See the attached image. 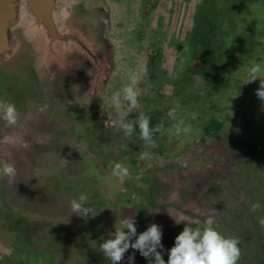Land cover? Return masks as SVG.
I'll return each mask as SVG.
<instances>
[{
    "label": "rangeland",
    "instance_id": "obj_1",
    "mask_svg": "<svg viewBox=\"0 0 264 264\" xmlns=\"http://www.w3.org/2000/svg\"><path fill=\"white\" fill-rule=\"evenodd\" d=\"M87 4L102 5L109 12L102 37L108 65L105 95L91 97L90 71L62 76L0 140V166L10 163L16 168L11 177L0 173V257L6 264L10 258L27 264L25 255L33 253H41L49 264H112L101 245L114 237L121 221L130 219L136 236L117 264H154V254L144 257L131 247L152 224L169 239L166 215L160 220V212L152 211L146 217L130 200L151 177L161 194L166 190L164 198L176 187L190 192L193 183L202 182L200 192L205 195L221 193L214 198L223 209L206 223L225 236L235 231L238 239L256 228L253 244L241 248L239 243L237 263L264 264V101L256 94L260 78L250 83L245 78L252 64L264 65V0H87ZM133 74L138 78L132 85L138 104L127 112L125 122H132L135 130L125 136L118 121L131 104L124 99L123 88L131 84ZM116 91L119 109L112 100ZM93 106L113 121H101ZM141 114L149 117L150 128H158L153 143L140 136ZM187 140L203 161L185 165L189 154L185 148L179 156L164 149L166 144L177 149ZM158 160V165L146 166ZM117 162L129 168L128 177L121 179L112 171ZM108 175L112 181H106ZM80 192L88 193L84 206H94L95 216L71 212L70 200ZM257 202L260 207L253 212ZM245 204L252 220L239 213ZM170 208L166 204L167 213ZM96 225L99 229L94 231ZM169 249L157 247L166 262Z\"/></svg>",
    "mask_w": 264,
    "mask_h": 264
},
{
    "label": "water",
    "instance_id": "obj_2",
    "mask_svg": "<svg viewBox=\"0 0 264 264\" xmlns=\"http://www.w3.org/2000/svg\"><path fill=\"white\" fill-rule=\"evenodd\" d=\"M108 17L107 9L87 0H0V101L23 114L56 79L79 69L92 72V95H105L102 37ZM93 108L101 121H113ZM12 128L0 120V140Z\"/></svg>",
    "mask_w": 264,
    "mask_h": 264
},
{
    "label": "clouds",
    "instance_id": "obj_3",
    "mask_svg": "<svg viewBox=\"0 0 264 264\" xmlns=\"http://www.w3.org/2000/svg\"><path fill=\"white\" fill-rule=\"evenodd\" d=\"M245 78L246 83L260 78V87L256 90V94L264 101V65L260 63L252 64L247 69ZM137 82L138 78L133 74L131 76V84L123 88V92L126 94L124 99L131 102L127 111L120 112L119 114L120 118L118 123L124 129L125 136H131L135 130L132 122H125V117L127 112L131 111L138 104V92L132 87ZM93 95L91 94V97ZM112 100L114 106L119 109L121 101L118 91L113 93ZM174 111V109L170 110L169 115H173ZM18 119L19 113L16 106L11 102L0 101V120L5 121L8 125H15ZM149 125V117L141 114L138 120L140 136L146 142L153 143L152 134L158 128H150ZM112 171L121 179L130 175L129 168L121 162L115 163ZM0 173L11 177L16 174V168L14 164L4 163L0 166ZM88 200V193L80 192L77 197H73L70 200L71 212L82 217H87L89 213L95 216L97 213L94 206H84V203ZM259 207V202L253 205L254 209ZM123 229H127L128 231H124ZM136 232L137 230L132 220H123L117 227L114 237L106 239L102 243L101 250L111 260L112 264H117V262L121 261L124 253L130 247L129 241L131 237L136 236ZM162 235L161 227L157 224H152L146 231L139 234L135 242L131 244V247L140 250V253L144 257H149L150 254H154V264H237L241 256L239 239L235 236H225L211 222H208L207 226L202 230L200 228L192 229L185 227L175 237L174 245L169 250L167 262L162 258L161 253L157 251L158 246L163 247Z\"/></svg>",
    "mask_w": 264,
    "mask_h": 264
},
{
    "label": "crops",
    "instance_id": "obj_4",
    "mask_svg": "<svg viewBox=\"0 0 264 264\" xmlns=\"http://www.w3.org/2000/svg\"><path fill=\"white\" fill-rule=\"evenodd\" d=\"M152 128H153V126H152ZM188 140L186 142H184V141L181 142L183 145H181L177 149L173 148L170 144H166L164 149H167L170 152L173 151V154H175V156H179L178 155L179 153H183L184 151H188L189 152L188 156L186 157V159H183L184 160L183 164H185V165L190 164L191 160L193 161L194 159H197L198 161H203L204 156L197 153V150L193 149L190 146L191 142H189ZM182 148H185V149H184V151L181 152ZM189 148H191V149H189ZM168 155H169V158H171V156H173L172 154H168ZM179 160H180V158L177 161H179ZM159 161L160 160L156 161V163L152 162V161H148L146 166L152 165V164L158 165ZM163 161L165 162V160H163ZM160 163L162 164V161ZM167 163H171V161L169 160V162H166L164 164H167ZM177 164H178V162H177ZM193 164H194V162H193ZM198 173L200 174V171H198ZM108 176L109 177H104V178H106V181H108V180L112 181L113 176H111V175H108ZM200 178L202 179L203 176ZM146 180L148 183L147 186L142 187L141 189L138 188V191H137L138 193L136 195L134 193L131 194L130 200H131L132 204L138 203V205L141 207L142 212L144 213L145 216L146 215L148 216V214L151 213L152 211H155L157 213L160 212L159 218L161 220V218H164V216L166 215L167 220L169 221V227H168L169 239L167 238V236H163L162 241L165 242V244H163L164 247L169 246L171 248L174 245L175 237L180 232H182L185 227H189L192 229L200 228L202 230L205 227V225L207 224L206 222L208 220V217L210 216V218H211V215H214L215 213H219V211L221 209H223V207L221 206L222 204L216 203L218 200H215V198H218L219 194H221V193H218V192L215 193V191H212L215 193V196H212L211 192L209 193V195H205V193H207L206 191L200 192L201 189L203 188L204 182H202L201 184L193 183L192 187H195V188L197 186L198 187L196 188V190H195V188H192V190L190 188L191 193L188 192L187 190H185L184 192L183 191L181 192L176 187L174 194H172L169 197L164 198V194H165L166 190H161V192L163 194L162 195L160 193V189H158L157 187L152 185L151 177H146ZM184 182H185V187H186L189 184V176H187V178ZM193 189H194V191H193ZM127 198L129 199V196H127ZM230 198H231V196L228 198V202H229ZM135 199H137L136 202H134ZM117 201L119 202L122 200L119 198ZM212 201H214V202H212ZM112 203H116V200H112ZM211 203H213V205H211ZM120 204H121V207L123 208L124 203L120 202ZM166 204L170 205V207H171L170 208L171 211H169V213H167V211L165 209ZM245 205H247V204H245ZM251 205H252V203H251ZM224 207H225V209H228L226 204H224ZM249 209H250V207L247 205L243 208V211L241 209H239V213H240V215H242L244 213L245 216L247 217V219L252 220V218H250L248 216V213L252 214V212L249 211ZM252 209H253V205H252ZM253 212H254V209H253ZM144 215H142V216H144ZM245 216H243V217L246 218ZM252 222H254V219ZM244 223L248 228L249 227L251 228V226H248L247 222H244ZM220 224H221V222H220ZM69 225H71V224H69ZM74 225H75V223H74ZM98 225H96L97 228H94V231L99 229ZM245 225H244V227H246ZM71 228L76 229L75 226L74 227L71 226ZM233 230H235V229H233ZM104 231L106 232L108 237H110V235L112 237V232L106 231V230H104ZM232 235L236 236L235 231L232 233ZM239 236H240V238H239L240 247L244 244H249V243L253 244L252 239H255L257 237L256 228H254V231H251V232H243ZM169 250H168V253H169ZM257 252H258V248L256 249V253ZM11 253H12V250L10 248L9 255H11ZM244 253L247 254V252H244ZM48 255H50V254H46L45 257ZM25 258H26L27 264H31V262L33 264H49V263H47V261H44V257L41 253L27 254V255H25ZM0 264H6L5 261L2 259V257H0ZM9 264H18V262L14 263V260L12 258H10ZM237 264H241V263H237ZM245 264H249L248 260H246Z\"/></svg>",
    "mask_w": 264,
    "mask_h": 264
},
{
    "label": "trees",
    "instance_id": "obj_5",
    "mask_svg": "<svg viewBox=\"0 0 264 264\" xmlns=\"http://www.w3.org/2000/svg\"><path fill=\"white\" fill-rule=\"evenodd\" d=\"M219 127L216 128V130L218 129ZM214 128H211L209 131L213 130Z\"/></svg>",
    "mask_w": 264,
    "mask_h": 264
}]
</instances>
